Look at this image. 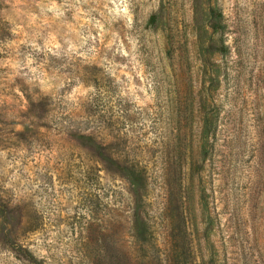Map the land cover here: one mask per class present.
I'll return each mask as SVG.
<instances>
[{
  "label": "rangeland",
  "instance_id": "1",
  "mask_svg": "<svg viewBox=\"0 0 264 264\" xmlns=\"http://www.w3.org/2000/svg\"><path fill=\"white\" fill-rule=\"evenodd\" d=\"M0 264H264V0H0Z\"/></svg>",
  "mask_w": 264,
  "mask_h": 264
}]
</instances>
